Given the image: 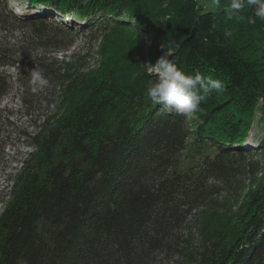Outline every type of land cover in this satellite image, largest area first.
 <instances>
[{
	"label": "trees",
	"instance_id": "obj_1",
	"mask_svg": "<svg viewBox=\"0 0 264 264\" xmlns=\"http://www.w3.org/2000/svg\"><path fill=\"white\" fill-rule=\"evenodd\" d=\"M18 2L0 0V26L22 30L25 52L69 51L79 33L99 45L83 68L15 58L0 41V101L15 80L24 103L38 99L34 67L53 88L3 193L0 264H264V137L248 141L264 120V22L251 8L230 19L231 0L211 12L197 0ZM172 41L187 74L224 84L198 120L144 95L146 62Z\"/></svg>",
	"mask_w": 264,
	"mask_h": 264
},
{
	"label": "rangeland",
	"instance_id": "obj_2",
	"mask_svg": "<svg viewBox=\"0 0 264 264\" xmlns=\"http://www.w3.org/2000/svg\"><path fill=\"white\" fill-rule=\"evenodd\" d=\"M10 6L19 5V0H6ZM199 7L202 8V12H211L216 9V2L214 0H197ZM8 26H0V41H4L8 44H15V58H27L46 55L48 52L47 61L51 59H57L59 61L65 60L68 57V61L71 59H77L79 67L93 68L96 65L97 48L99 45V39L97 35H86L79 33L75 35V42L69 51L59 50L55 48H47L35 50L34 48L29 52H25V44L22 45V30ZM5 28V29H3ZM121 42V41H120ZM122 43H119L121 45ZM124 45V44H123ZM145 48L149 50V43L144 42ZM31 61V60H30ZM157 59L152 62H146L148 71L150 65L155 66ZM150 64V65H148ZM10 73L14 71L9 69ZM153 75H157L155 71H149ZM53 90L51 86L40 91L38 99H29L26 97V103L23 101L25 96L24 89L15 80L12 93L4 97L0 101V213L3 209V193L7 189L9 183L10 174L20 167V161L24 154L30 152L29 146L26 145L25 134H29L34 130V123L43 115L48 112V100L50 91ZM30 114V115H29ZM264 137V120H261V114L257 112L253 121L249 142H253L254 139Z\"/></svg>",
	"mask_w": 264,
	"mask_h": 264
},
{
	"label": "clouds",
	"instance_id": "obj_3",
	"mask_svg": "<svg viewBox=\"0 0 264 264\" xmlns=\"http://www.w3.org/2000/svg\"><path fill=\"white\" fill-rule=\"evenodd\" d=\"M216 2L218 5L219 0ZM249 8L252 10V16L249 18L253 24L257 20L264 22V0H231L227 12L230 19L233 16L242 19V14ZM160 47L163 54L156 65L148 64L149 71H155L157 75L154 80L149 81L144 92L145 97L153 105H162L188 120H198V114L203 112L202 103L213 89L222 90L223 82L199 72L195 75L187 74L172 59L175 49L179 47L174 41L161 43ZM30 85L33 93H39L48 87L49 81L39 68L34 67L30 72Z\"/></svg>",
	"mask_w": 264,
	"mask_h": 264
}]
</instances>
